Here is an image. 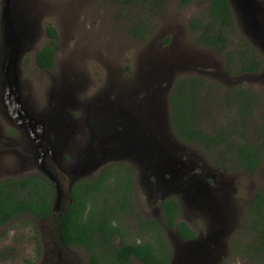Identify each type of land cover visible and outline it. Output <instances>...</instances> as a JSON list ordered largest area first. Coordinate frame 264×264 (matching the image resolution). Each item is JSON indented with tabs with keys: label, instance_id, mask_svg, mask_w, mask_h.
<instances>
[{
	"label": "rangeland",
	"instance_id": "1",
	"mask_svg": "<svg viewBox=\"0 0 264 264\" xmlns=\"http://www.w3.org/2000/svg\"><path fill=\"white\" fill-rule=\"evenodd\" d=\"M210 2L193 0L185 5L183 0H167L159 10L150 11L137 6L130 8L117 0H10L9 18L20 35L12 56L21 55L19 81L24 106L46 126L48 139L61 152L58 164L64 169L69 170L76 162V150L89 147L91 127L100 128L99 122L112 120L113 115L122 113L127 106L130 111L137 109L138 116L146 115L150 109L157 125L146 128L143 140L133 131L130 136L132 128L129 133L118 136L119 141L130 146L125 144L127 151L122 155L114 148L115 152L110 154L119 160L108 165L126 163L136 171L133 198L130 194V201L136 207L130 221L132 230L138 227L137 215L159 223L172 251L170 264H253L247 248L255 241L246 232L244 222L255 195L264 192V137L261 134L264 70L256 74H239L237 69L229 72L224 55L196 43L189 22L192 18L204 17ZM229 3L238 29L247 38L241 2ZM257 3L258 17L264 22V0ZM4 5V0H0V181L41 174L32 159L36 148L25 123L19 125L18 119L11 120L3 111L6 88L3 63L11 52L3 34ZM140 22L146 29L141 35L135 32ZM48 26L57 33L55 65L52 70H41L35 60L49 43ZM251 38L248 40L264 59V49ZM238 40L241 44L239 38L232 39L229 51L239 49ZM192 78L204 80L213 87L202 127L213 135L223 131L234 144L246 139L260 147L262 160L256 174L251 175L232 160L230 146L233 144L211 150L198 143L185 144L174 135L169 99L179 81ZM226 89L248 91L257 100V106L248 112L251 118L246 117L250 122L249 126L245 124L247 132L233 122L234 115L239 120L238 109L226 108ZM232 101L240 106L239 96L233 95ZM111 127H114L111 122L105 124V131L111 130L112 135L115 130H121L119 126ZM162 138L180 149L175 155L192 163L193 168L186 177L206 183L210 197L216 200L208 204L207 199L196 196L189 190L186 177L167 193L156 187L161 184L147 164L135 157L130 159L131 144L142 150L140 142L146 148L148 140L159 144ZM108 165L84 179L98 177ZM53 168L59 171L57 165ZM165 179L170 176L166 174ZM170 198L180 202L182 213L178 221L187 223L198 235L199 242L204 243L209 237L216 241L209 248L210 254L215 251L213 259L200 261L183 257L174 263L176 247L182 241L177 231L167 226L162 213L163 202ZM60 202L65 206L64 199ZM56 229L53 219L43 221L31 217L0 228V264H87L86 252L64 246ZM119 239L115 238L116 244ZM132 264L142 263L134 260Z\"/></svg>",
	"mask_w": 264,
	"mask_h": 264
},
{
	"label": "trees",
	"instance_id": "2",
	"mask_svg": "<svg viewBox=\"0 0 264 264\" xmlns=\"http://www.w3.org/2000/svg\"><path fill=\"white\" fill-rule=\"evenodd\" d=\"M127 7L144 10L160 9L167 0H117ZM193 0H183L188 5ZM195 1V0H194ZM190 29L195 33L199 46L224 55L229 72L256 74L264 70V59L254 45L238 29L227 0H211L204 17L192 18ZM142 22L135 27L136 34L145 32ZM49 43L36 57V66L52 70L55 65L57 33L47 28ZM233 38L240 39L239 49L229 51ZM238 63L240 70L238 69ZM212 85L201 79L181 80L169 99L171 125L174 135L185 144H201L215 149L233 144L230 153L238 167L256 174L261 166L260 147L244 139L234 144L223 131L213 135L203 128L207 106L210 103ZM226 108L238 109L233 122L247 132L246 117L257 106V100L248 91H225ZM233 95L239 96L240 106L233 104ZM246 96H250L249 99ZM234 111V110H233ZM246 124V125H245ZM249 131V130H248ZM262 138L264 126H261ZM200 167V166H199ZM134 168L126 163L110 164L96 178L82 179L72 189V202L60 214L54 212L55 190L51 182L41 174L22 178H6L0 181V228L21 218L55 220L57 234L66 247H78L87 254V264H170L172 251L164 239V228L154 220H140L132 230L131 217L135 211L133 200L135 187ZM116 199H118L116 203ZM162 213L169 228L175 229L184 241L197 239L198 235L185 222L178 219L182 206L175 198L166 199ZM244 228L254 245L247 253L253 264H264V192L255 195L244 222ZM119 237V243L115 238Z\"/></svg>",
	"mask_w": 264,
	"mask_h": 264
},
{
	"label": "water",
	"instance_id": "3",
	"mask_svg": "<svg viewBox=\"0 0 264 264\" xmlns=\"http://www.w3.org/2000/svg\"><path fill=\"white\" fill-rule=\"evenodd\" d=\"M227 1L232 3V0ZM237 1L241 2L243 6L242 22L245 27V35L249 40L252 39L251 37L255 38V40H253L255 45L258 43V46L264 49V22L258 17L259 9L257 0ZM4 4L2 19L4 20L5 27L3 26V34L7 37L5 42L10 47L11 52L3 63V78L4 81H6V88L2 97L3 111L11 120L17 121L16 119H18L19 122L17 123H19V125H21L20 123H25V127L36 148L32 158L34 164L38 166L41 174L51 182L55 190L54 212H57L59 209L62 211L72 202V189L78 181L84 179L93 171L100 170L110 162L119 160L118 158L112 157L110 152H115L116 150L117 153L122 155L123 151L126 150L125 147H127L125 144L128 143L119 141L118 136L129 133V130L132 128L130 136L133 131L139 140L146 139V128L153 129V126L157 125V121L150 115V109L146 110V115L138 110L141 113L140 116H138L135 114L137 109L130 111L127 106V109L122 113L113 115L112 120L109 118L102 120V124L99 122L100 128L94 127L92 129L91 127L92 142L89 144V147L84 150H76V162L73 166L69 167V170L59 167V171H57L54 165L58 164V158L61 152L57 150L55 143L50 142L48 139L46 126L27 111L21 99L19 81L21 55L16 58L12 56L15 47L18 45V38L20 35L18 30L14 29L13 22L9 18L10 0H4ZM109 122H111L114 127L119 126L121 130H115L114 135H112L111 130L105 131V124ZM114 127L111 128L115 129ZM63 135L64 131L62 133L60 132L61 140L64 138L62 137ZM128 145L130 146V144ZM139 147L142 148V150H137L131 144L129 151L131 155L130 159H134L135 157L138 158V162L147 164L148 168L155 173L156 179L161 184L162 188L159 186H157V188L167 193L169 190L173 189L176 184L184 182V177H186L193 168L191 162H185L175 155L180 149H177L168 139L162 138L159 144L153 141L151 143V140H148L146 148H144V145L140 142ZM197 166L198 165H196V167ZM60 172H63V175ZM166 174L170 176V179H165ZM186 182L189 186V190H192L200 199H207L208 204L216 200L210 197L211 193L209 190L207 191L206 183L196 178H187ZM61 199H64L65 206H62L60 202ZM181 241L182 245L176 247V252L174 254L176 259L174 263L178 262V259L182 260L183 257H187L188 260H190V257L197 258L200 261L205 259L210 260L211 257V259L214 258L215 251L212 254H210L209 251L212 244L216 242L213 238L209 237L208 241L204 243L203 241L199 242L197 239L192 241H184L181 239ZM181 254L183 256H181Z\"/></svg>",
	"mask_w": 264,
	"mask_h": 264
},
{
	"label": "flooded vegetation",
	"instance_id": "4",
	"mask_svg": "<svg viewBox=\"0 0 264 264\" xmlns=\"http://www.w3.org/2000/svg\"><path fill=\"white\" fill-rule=\"evenodd\" d=\"M56 165L58 166V169H59V167H60L59 164H56ZM56 165H54V166L56 167ZM152 186L155 187L156 185H155V184H152ZM156 187H157V186H156ZM180 238H181V237H180ZM67 248H69V247H67Z\"/></svg>",
	"mask_w": 264,
	"mask_h": 264
}]
</instances>
